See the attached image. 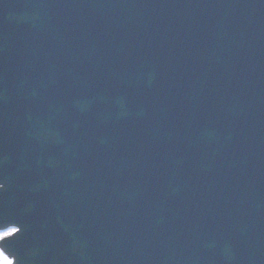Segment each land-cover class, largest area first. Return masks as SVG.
Here are the masks:
<instances>
[{"label": "water", "instance_id": "obj_1", "mask_svg": "<svg viewBox=\"0 0 264 264\" xmlns=\"http://www.w3.org/2000/svg\"><path fill=\"white\" fill-rule=\"evenodd\" d=\"M64 75L58 77L62 84L66 80ZM60 93L62 92L60 91ZM64 118L66 122L59 121L62 124L60 125L61 135H64V138L79 136L74 123H70L68 120V115H65ZM159 120L162 121L163 119L159 118ZM99 125L108 129L103 119ZM94 127L93 129L97 133L93 139L90 138L85 141L88 139L86 136L89 135L90 129H87L86 134L82 137L86 147L75 143L60 142L61 139L58 141L64 146L63 152L68 151L67 148H74V156H72L71 161L73 171L72 177L66 172L64 173L65 177L71 181L69 189L66 185L56 184L54 180L46 185L45 192L50 197L49 206L46 207L49 223L47 230L38 229L39 226L35 224L40 222L38 221V215L42 214V211H39L40 207L30 211L28 207L19 206L20 202L17 198L16 201L8 199L0 193V229L9 225H14L19 229L13 236L0 241V248L13 259V264H91L87 260L88 243L83 239V235H88L89 243H91L93 241L91 236H97L101 222L99 223L87 214L86 199L81 198L80 193L85 192L82 189L86 185L82 177L94 180L96 189L99 190L100 180L95 179L96 171L100 172L105 182L104 172L111 173L113 177L108 181V189H110L113 199H117L120 194L119 182L125 181L127 183L145 172L155 178L156 172H150L153 170L151 166L160 162L162 170L175 176V184L168 185L171 186V188L168 187V190L171 191L173 200L178 205L185 203L191 205L192 214L190 216L194 226H200L202 229L218 226L233 227L234 204L230 202L223 212L213 209L214 203L219 200L214 194V189L223 187V184L227 183H216V176L219 177L221 174V166L212 162L211 150L216 144L211 136L207 138L206 134H203L199 139L195 137L191 139L192 137L189 135L183 134L186 136V143L190 145L185 148L172 149L168 146V141H162L158 137V132L151 128V130L146 131V136L143 137L145 147L140 148L141 154L134 155L135 161L127 155L122 161L123 152L120 149L118 151L112 150L107 132L100 130L98 125ZM173 127L179 131L177 123ZM162 133H166V130H163ZM48 149L46 153H50ZM192 152L195 153L197 159L190 156ZM10 179L6 176L2 181L8 182ZM19 199L22 203L25 202V198L19 197ZM238 203L242 207L245 203L244 199ZM76 211L78 215L74 216ZM248 213L251 214L253 222L258 223L264 230L263 205L254 203ZM116 215H118V210ZM112 217L118 219L115 216ZM119 217L122 221H126L122 213ZM128 217L129 215L127 219ZM135 219H139V217ZM80 221H83L84 225H79ZM104 221L105 223L109 222L107 218ZM61 225L66 227L56 234L51 233ZM88 225L92 227L85 231ZM126 227L128 228L127 225ZM193 230H197V228H193ZM97 259L102 263L101 256ZM171 264H197V259L182 257L178 262Z\"/></svg>", "mask_w": 264, "mask_h": 264}, {"label": "snow or ice", "instance_id": "obj_2", "mask_svg": "<svg viewBox=\"0 0 264 264\" xmlns=\"http://www.w3.org/2000/svg\"><path fill=\"white\" fill-rule=\"evenodd\" d=\"M0 187H2V185H0ZM16 231V229H12L11 231L4 232L2 235H0V240H4L7 237L12 236ZM0 264H13V261L8 259L7 256L0 254Z\"/></svg>", "mask_w": 264, "mask_h": 264}, {"label": "rangeland", "instance_id": "obj_3", "mask_svg": "<svg viewBox=\"0 0 264 264\" xmlns=\"http://www.w3.org/2000/svg\"><path fill=\"white\" fill-rule=\"evenodd\" d=\"M6 231H10V230H6ZM6 231H2V232H0V235H2L4 232H6Z\"/></svg>", "mask_w": 264, "mask_h": 264}]
</instances>
